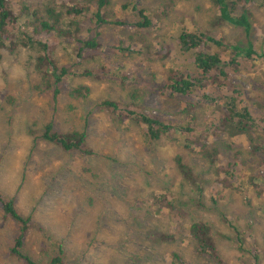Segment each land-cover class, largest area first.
I'll list each match as a JSON object with an SVG mask.
<instances>
[{
  "label": "rangeland",
  "instance_id": "374dc122",
  "mask_svg": "<svg viewBox=\"0 0 264 264\" xmlns=\"http://www.w3.org/2000/svg\"><path fill=\"white\" fill-rule=\"evenodd\" d=\"M116 1L124 2L129 9L136 4L138 11L142 8L143 14L155 17V21L160 19L156 31L155 25H138V21H144V16L138 13L130 18L129 13H120L126 24L117 25L114 22L120 17L112 15L110 7L104 5L100 10L110 21L90 24L89 19L80 17L83 28L91 27L90 31L101 34L92 36V32L82 31L79 37L93 38L102 43L103 48L97 56L84 57L83 54L81 58L75 54L83 43L77 39L79 37L59 36L53 51L56 62L66 65L69 71L78 73L89 69L90 73L66 74L57 96L54 97L53 90L58 85L47 88L42 80L44 72L34 67V50L20 47L16 54L4 52L0 61V194L12 199L20 214L31 216L22 251L38 264H49L50 258L59 253L62 264H178L174 257L170 258L172 251L182 256V264H213L215 261L196 254L193 239L187 238V230L171 221L169 214L154 213L161 211L153 203V195L167 190L171 195L169 201L179 200L171 212L181 214L180 222L186 226L203 220L208 222L213 235L214 231L218 232L213 239L222 262L244 264L239 256L261 253L259 259L264 264V193L255 178L244 173L240 183L234 178L235 185L228 187L215 178L217 173L211 169L220 161L234 160L232 155L217 149L211 161L204 155L202 146L192 148L193 153L180 147L187 138L194 142L199 132L206 144L223 147L220 144L223 140L225 150H244L247 154L250 144L239 136L247 137L246 131L239 133L245 118L223 114L219 119L220 129H216V117L205 113L208 107L219 111L224 95H228L224 94V86L200 91L197 88V93L208 94L206 105L193 104L194 112L184 111L180 115V108L189 102L188 98L183 96L178 100L180 104H176L170 88L167 87V91L171 94L159 89L165 81L164 71L186 65L180 63L184 56L178 52L181 48L177 36L182 30L200 28L214 38L221 32L226 41L229 33L234 43L228 58L233 60L225 62L233 66L232 80L237 85L232 95L240 100V105L245 102L251 105L255 114L256 102L264 105V53L261 52L264 51V2L254 0L256 6H252L253 12L248 16L252 27L244 24L239 28L230 21L221 23L208 0ZM232 1L228 0L226 6ZM87 2L90 7H86L84 13L92 15L97 2ZM223 31H227L225 36ZM155 32L165 36V41ZM124 36L142 40L145 46L151 45L144 50L143 44L136 42L138 49L144 52H139L135 58L131 43L119 40ZM100 37L110 38L107 41L110 45L105 47ZM226 41L216 45L213 51H226ZM163 45L168 47V52H158ZM118 46H124L125 50H118ZM208 46L206 51L210 49ZM101 63H108L112 72L119 67L124 73L136 76L138 81L121 82V77L117 76L107 78L106 68ZM46 71L53 77L50 68ZM150 78L158 87L147 86ZM141 83L143 87L139 86ZM77 85L89 88L86 95L73 93ZM138 87L140 90L131 98L130 90ZM105 98L124 102L139 100L144 113L170 118L177 130L173 128L168 136L149 144L133 119L125 118L121 122L124 114L118 118L95 106L96 101ZM258 114L260 119L264 118V108ZM46 122H52L60 131L85 133L84 144L64 151L54 141L40 140L38 133ZM187 128L193 135L187 137L183 131ZM212 132L218 134L215 142ZM253 136L256 144H264L261 131H255ZM235 138L241 143L240 149L227 145V141ZM179 156L189 169L187 174L178 166ZM238 161L237 165L241 163ZM252 161L254 156L248 159L249 163ZM242 166L247 167V164ZM261 166L252 170L262 172ZM253 167H257L256 161ZM239 184L241 187L237 186ZM2 212L0 207V264H24L9 254L16 224L10 217L3 218ZM215 212L225 213L223 218H218ZM248 212H254L252 217L258 220L253 227L242 229L245 251L238 247L241 244L239 231L230 230L225 219L231 217L243 223ZM151 224L167 229L171 242L153 237ZM37 225L43 227V232L37 230ZM253 263L256 264V258Z\"/></svg>",
  "mask_w": 264,
  "mask_h": 264
},
{
  "label": "trees",
  "instance_id": "16d2710c",
  "mask_svg": "<svg viewBox=\"0 0 264 264\" xmlns=\"http://www.w3.org/2000/svg\"><path fill=\"white\" fill-rule=\"evenodd\" d=\"M91 1L97 2V7H95L96 11L92 15L84 13V9L86 7H89L87 0H67V3L62 2L60 5H55L49 0H46V5H37L38 11L43 12V14H48L41 15L40 13L27 8L29 0H0V61L3 54H16L20 47L34 50L36 54L35 56H33L34 67L37 70L44 72L42 80L46 82V87L51 89L54 84L58 85L53 90L55 97L59 93L61 82L66 74L69 73L74 75L76 73L78 75L81 72V70L78 73L76 71H69L66 65H59L58 62H56L53 51L55 49V46L59 43V36L65 35L75 39L77 36L79 37L82 31L92 32V36L101 34L100 32H95V30L90 31L91 27L83 28V26L81 25L80 14L84 19H89L87 22H89L90 24H92V21H96L98 23H106L110 20L106 19L100 10V8L104 5L109 6V11L111 12V14L117 15L118 17H120L119 14L122 12L129 13V18L137 13L139 14V16L142 14L144 16V21L137 22V24L140 26H148L149 24H151L152 26L155 25L154 27L156 31V26L159 25L158 22L160 21V19H156L155 21V17L148 15V13L143 14L142 8L138 11L136 4L134 5V7L129 9L128 7H126L127 5L124 4V2H117L116 0ZM208 1L210 8L212 7L213 9H216L214 10V12L221 14V17H216L219 21H221V23H227V21H230L235 25H238L239 28H242L244 24L245 26L250 25L252 27V23L250 22L248 16H250V12H253L252 6H256L254 0L232 1L227 5L231 6L230 13L225 9V3L228 0ZM16 2L18 3L17 6H15ZM74 2L80 3V9L77 8L76 5H73ZM171 4L172 3H170L169 5ZM246 9H248L247 12ZM169 10V8H166V11ZM29 14L32 16H30ZM114 23L123 26L126 24V21L122 17H120ZM155 33L157 34V32ZM158 36L161 37L160 35ZM44 37L46 38L44 39ZM164 37L165 36L161 37V40L165 41ZM100 38L104 40L106 44L105 47H108L107 45H110V43L107 44V41L110 38ZM77 39L83 42L81 46L76 49L75 53L76 56H79L81 58L83 54H85L84 57L88 55L97 56L98 51H101V49L103 48V44L97 42V40L93 38L86 39L85 36H80ZM119 40L121 42L126 41V43H131L133 47V55L135 58L139 56V52L142 51V54L146 47L151 45L148 44L147 46H145V43L142 40L136 38L134 39L131 36H124V38ZM115 41L117 43V40ZM221 41L222 40L219 41L214 39L212 36H206L202 32H188L186 29L182 30L177 36V43H179L181 48L178 50V52L184 56V59L180 63L186 65H180L176 70L170 68L169 70L164 71L163 75L165 76V81L162 84L163 86L159 87V89L165 94H171L172 92L175 96V100L172 101H175L176 104H180L179 101L182 100L183 96H185L190 101L188 103L205 106L208 94L197 93V88H199L200 91L207 87H210L213 90L217 86H224V94L228 95H224V99L221 106L219 107V111L215 107H208L207 110H205V113L216 117V129H220L219 119L223 114L235 118L244 117L245 121L244 124L239 127V133L242 131H246L247 137L243 138V136H239L242 140L246 141L247 145L250 144V148H248L247 154L244 153V150L229 152L225 150V143L222 140L220 141V144L223 147H216L213 146V144H205L204 155H208L211 161L212 156L214 157L213 153L217 149H222L226 154L232 155L234 157V160L225 162L220 161L214 164V167L211 170H215L214 172L217 173L215 175V178L222 180L223 182L227 183L228 187H230L235 185L234 178H237L240 183V178L243 176V174L248 173L250 176H253L255 178V183L257 182V185L260 188L259 190L264 193V176H260L258 178V173L252 170L262 165V172H264V144H256V139L253 136V133L255 131H261V134H264V118L260 119V116L258 114V112L262 110V108H264V105H262L259 101L256 102L257 110L254 114V110L251 105H246L247 102H245V105H242V103L240 105V100H237L236 96L232 95V91L237 89L236 83L232 81L233 72L235 71L233 66L230 63L226 64L225 59H223L219 53H208L205 50L209 47L208 42L212 43L213 45H218L221 44ZM136 42H139V45L140 43H142L143 46L141 48L144 50L138 49L139 46H136ZM124 48L125 47L123 46L122 50H125ZM158 52L166 53L168 52V47L166 45H163L158 49ZM261 52L264 53V51ZM260 55L263 54L260 53ZM101 66L106 68V72L104 74L107 78L111 76H117L121 77L119 78L121 82H128L131 80L138 81V78H136V76H134L133 74L128 75L127 73H124L120 68L116 71H114L113 69L114 72H112V69L110 68L108 63H101ZM46 68H50L52 70L53 77H50L49 72L46 71ZM87 73H90L89 69L81 72V74ZM96 74L98 73L96 72ZM151 75L153 76V74ZM139 86L143 87L144 84L141 83ZM147 86L151 88L158 87L154 84V80L152 78L147 81ZM140 87L132 88L130 90V94L132 95L131 98H133V95L136 96L135 92L140 90ZM167 87L170 88L171 92L167 91ZM88 90L89 88L87 86L77 85L76 88L73 89V93L84 96L86 95ZM95 106L100 107L101 109H106L112 114H116L118 118H120L121 115L124 114L121 122H124L125 118H128L130 120L133 119L139 125V127H141L142 132L147 137L149 144H152L154 140L155 142L160 140L163 136H168L171 129L174 128L175 130H177L176 125L173 124L174 122L170 118H160L152 113H144L143 110L139 107V100H137L136 102H133L132 100L124 102L118 99L105 98L103 101L101 100V102L96 101ZM194 108L195 107H187L186 111L194 112ZM180 110L181 111H179V115L184 112L183 108H180ZM170 121L173 123H171ZM42 127L43 128H41L40 132L38 133L39 139L47 142L54 141L56 145L62 148L64 151L75 150L76 144H79L80 146L84 144L85 133L83 132L79 133L76 132V130L60 131L54 128L52 122H46ZM183 131H185V129H183ZM213 134L214 136L212 138V141L215 142V136H218V134ZM209 136L206 135V137ZM227 145L230 148H233L234 146L239 149L241 148V143L237 138H235L234 141L231 142L227 141ZM257 153H260L261 156L257 155ZM205 156L203 157L206 158ZM250 156H254V161L249 163L248 159L250 158ZM178 159V166H181L187 174L189 169H187V166L185 164L181 163L180 156L178 157ZM238 160H240L241 162L239 165H237V163H239ZM255 161L257 162V167H253ZM244 163L247 164V167L242 166V164ZM221 173H223L224 175H220ZM201 179L205 178L201 176ZM237 186L241 187L240 184ZM218 194L219 196H221V192L218 191ZM170 197L171 195L169 194V192L167 190H164L163 192L155 193L152 197V201L161 212H168L169 215H171V221L174 220V222L177 223L178 217H180L181 214H179L178 212H171V210L176 209L179 200L176 199V201L171 202L169 201ZM0 207L3 211V218L10 217L16 224V233L13 236L12 245L9 248V254L17 260L22 261L24 264H38L29 255L25 254L22 251L25 233L31 226V216L20 214L14 207L13 200L8 199L1 194ZM217 213L224 214V212ZM248 215H252V212H249ZM206 223L208 222L198 220L196 223L186 224V226L184 225V228L187 230L186 233H188L186 234L187 238L193 239V247L197 255L203 256L205 259L208 258V261L210 262L215 261L213 264H225L218 258V255L215 251L216 247L213 237H215L218 232L214 231L213 235L210 231V227ZM228 226L230 227V230L233 228L238 229V224H233L232 222H228ZM37 230L43 232V227H38L37 225ZM158 236L162 240L171 241V237L169 236V232L167 229L163 228L162 230L155 232L153 235V237L156 238ZM47 239L49 240V237H47ZM260 254L261 253L253 254L254 256H256V264H259V262L260 264H262L259 259ZM172 257L175 258V262H178V264H182V256L178 255L175 251H172ZM250 258L251 261H253V258ZM247 259H249V257L243 258V260ZM49 264H62V254L59 253L58 255L52 256L50 258Z\"/></svg>",
  "mask_w": 264,
  "mask_h": 264
},
{
  "label": "clouds",
  "instance_id": "9594fccd",
  "mask_svg": "<svg viewBox=\"0 0 264 264\" xmlns=\"http://www.w3.org/2000/svg\"><path fill=\"white\" fill-rule=\"evenodd\" d=\"M50 2H52V3H54L55 5H60L62 2L63 3H67V0H58L59 1V3H56V0H49ZM38 2V3H37ZM264 2V0H262L261 1V3H263ZM39 4H42V5H46V0H29V2H28V4H27V8L28 9H30V10H32V11H35V12H38V13H40L41 15H48V14H43V12H40V11H38L37 10V5H39ZM73 5L75 6L76 5V7L77 8H79V6H80V3L78 2H74L73 3ZM90 7V6H89ZM230 8H231V6H225V9L227 10V11H229L230 12ZM80 9V8H79ZM26 13V12H25ZM28 14V13H27ZM87 14V13H86ZM215 14H216V17H221V14L220 13H216L215 12ZM30 15V14H29ZM30 16H32V15H30ZM80 16L81 17H83L81 14H80ZM35 19V18H34ZM37 20V19H36ZM50 22H51V20H50ZM224 27H225V25H224ZM66 28V27H65ZM212 29H213V27H212ZM215 30V29H214ZM193 32H202V33H204L206 36H210V35H208V33L207 32H205V30H202V29H200V28H198V29H196V30H192ZM188 32H190V31H188ZM226 32L227 31H223V35L225 36L226 35ZM222 35V33L220 32L219 33V37L218 38H214V39H216V40H222V41H226V39H225V37H222L221 36ZM65 36V35H64ZM231 37V35L228 33V41H226V46H227V49H226V51H213L214 49H215V47H216V45H213L212 43H210V42H208L209 43V45H210V50H208L207 52L208 53H214V52H217V53H219L220 54V56L223 58V59H228V61L229 62H231L232 60H233V58H228V54H229V52H230V50H231V44L232 43H234V42H232V41H230V38ZM221 41V42H222ZM109 42H107V44H108ZM117 49L119 50V49H123V46H121V48H119V46L117 47ZM218 49H220V48H218ZM118 66V65H117ZM117 69H119V67H117L116 68V70ZM233 81V80H232ZM190 102V101H189ZM187 107H194L193 106V103L191 104V103H184V105H183V111H186V109H187ZM184 133L187 135V137H188V135H193V134H191L190 133V130H189V128L187 129V130H185L184 131ZM197 134V136L195 137V141L194 142H190L189 141V139L187 138L185 141H183L181 144H180V147H182L183 149H185L186 151H188V152H190V153H193V151H194V149H196V148H198V147H204V145L206 144V141L205 140H203V138H201V136L200 135H198L199 134V132H197L196 133ZM192 148H194L193 150H191ZM207 158V157H206ZM186 165V164H185ZM187 166V165H186ZM260 176H264V172H259L258 173V178L260 177ZM155 214H157V213H159V214H162V212H154ZM165 214H169L168 212H164ZM217 215H218V218L219 217H222L223 218V215L224 214H221V213H217V212H215ZM225 213V212H224ZM249 213V212H248ZM248 213H247V216L245 217V220H244V222L243 223H239V219H234V220H232V218L231 217H228L227 219H225V221L227 222V224H228V222H232L233 224H238L239 225V227H238V229H236V228H233V231H235V230H237V231H239V233H238V236H240V240H241V237H242V235H244L243 233H242V229H245V228H250V227H253L254 226V222L256 221V220H258V219H254V218H256V217H252V216H254V212H252V215H248ZM162 215H164V214H162ZM170 217H171V215H170ZM180 217H181V215H180ZM180 217H178V221H177V223L179 224V226H182V228H184V224L182 223V222H180L179 221V218ZM173 222H174V220H173ZM155 225H153V224H151V231H153L154 233L155 232H157V231H159V230H162L163 228H161L159 225H157L156 227H154ZM247 226H249V227H247ZM185 229V228H184ZM232 230V229H231ZM247 235H248V233H247ZM247 235H245V236H247ZM160 241H166V240H162V239H160ZM166 242H171V241H166ZM242 244H244V241H243V239L241 240V244H240V247H239V245H238V247H239V249H241V250H245V251H247V249L244 247V245H242ZM258 254V253H257ZM169 255V254H168ZM244 257H249V259H247V260H243V258ZM250 257H252L253 259L254 258H256V256H251V255H248V256H239L238 257V259L239 260H241V262H243L244 264H254L253 263V261H251V258ZM170 258H173L172 257V252L170 253Z\"/></svg>",
  "mask_w": 264,
  "mask_h": 264
}]
</instances>
